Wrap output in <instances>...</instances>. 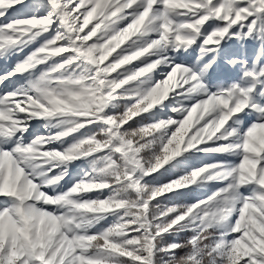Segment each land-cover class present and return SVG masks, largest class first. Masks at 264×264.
I'll use <instances>...</instances> for the list:
<instances>
[{
  "label": "snow or ice",
  "instance_id": "obj_1",
  "mask_svg": "<svg viewBox=\"0 0 264 264\" xmlns=\"http://www.w3.org/2000/svg\"><path fill=\"white\" fill-rule=\"evenodd\" d=\"M18 5L0 0V264H264V63L227 54L239 79L204 82L225 41L264 44V0Z\"/></svg>",
  "mask_w": 264,
  "mask_h": 264
},
{
  "label": "rangeland",
  "instance_id": "obj_2",
  "mask_svg": "<svg viewBox=\"0 0 264 264\" xmlns=\"http://www.w3.org/2000/svg\"><path fill=\"white\" fill-rule=\"evenodd\" d=\"M30 4V0H24V6L18 5L17 7L20 8L21 14L23 15H30L31 10L28 7ZM4 18L0 17V22H3ZM195 45H193L192 48L189 49V55L188 53H184L183 57H178L177 62H179V59H184L187 62H190L192 60H195L196 55L198 54L197 51H195ZM29 51H31V48L25 49V52L21 54V56L26 55ZM227 54H235L239 55L242 59H245L249 62V64L252 63L253 60H256L258 63H264V50L261 47H250V48H245L242 46L240 40H227L224 42V47L223 50L220 52V55L216 59V63L208 70L204 77V82L209 85H216L218 83H229L232 82L233 80H237L240 77V68L238 66H232L229 65L226 60L225 56ZM16 57H10L8 59H0V72L7 71L11 68V66L15 63ZM157 79H159V76H156ZM14 79H19V78H14ZM20 83H23L22 80H20ZM120 103H123L121 101ZM165 103H168V101H165ZM155 111V110H154ZM164 113H168V109L165 108L163 110ZM147 115V114H145ZM157 118H163L162 115L157 116ZM149 121H145L147 123ZM34 125H39L43 123L42 121H36L33 122ZM39 132H43V128H38L37 129ZM208 159L205 158L204 154L202 153H194L190 159H189V165L190 166H199L201 163H207ZM87 165L84 164L82 161H76L73 162V164L69 167V173L71 176L78 178V175L80 174V168H86ZM164 172V170H161ZM177 173L175 172H165L164 175L155 181H152L153 183H162L167 179L173 178ZM67 181V183H65ZM71 179L70 177H65L64 181H61L62 184H65V187H70L71 186ZM187 191V190H184ZM203 190L197 189L194 192H192V195H199ZM88 195L90 196H95L96 193H89ZM169 197L172 196V194H168ZM160 202L163 204H171L173 203V200L161 197ZM183 202V201H181ZM103 223V222H102ZM106 226V225H105ZM190 235V233H180L176 237H170V236H165L164 241H162L161 246H163L166 243H170L173 241L176 242H181L182 240L186 239ZM162 255V254H161ZM166 259V258H165Z\"/></svg>",
  "mask_w": 264,
  "mask_h": 264
},
{
  "label": "trees",
  "instance_id": "obj_3",
  "mask_svg": "<svg viewBox=\"0 0 264 264\" xmlns=\"http://www.w3.org/2000/svg\"><path fill=\"white\" fill-rule=\"evenodd\" d=\"M241 44L245 48H250V47H261L264 50V44H261L260 41H257L255 39H247V40H240ZM131 123V121H129Z\"/></svg>",
  "mask_w": 264,
  "mask_h": 264
},
{
  "label": "bare ground",
  "instance_id": "obj_4",
  "mask_svg": "<svg viewBox=\"0 0 264 264\" xmlns=\"http://www.w3.org/2000/svg\"><path fill=\"white\" fill-rule=\"evenodd\" d=\"M163 110H165V109H163Z\"/></svg>",
  "mask_w": 264,
  "mask_h": 264
}]
</instances>
